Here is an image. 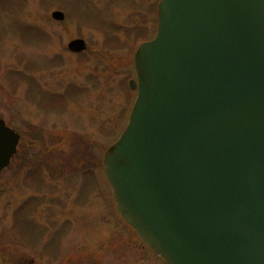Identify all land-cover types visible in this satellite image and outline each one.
<instances>
[{"label":"water","instance_id":"1","mask_svg":"<svg viewBox=\"0 0 264 264\" xmlns=\"http://www.w3.org/2000/svg\"><path fill=\"white\" fill-rule=\"evenodd\" d=\"M133 64L103 157L120 216L167 264H264V0H161ZM18 140L0 120V173Z\"/></svg>","mask_w":264,"mask_h":264},{"label":"rangeland","instance_id":"2","mask_svg":"<svg viewBox=\"0 0 264 264\" xmlns=\"http://www.w3.org/2000/svg\"><path fill=\"white\" fill-rule=\"evenodd\" d=\"M48 1L0 0V119L20 135L0 174V264H165L118 218L101 169L157 0ZM77 38L87 50L68 52Z\"/></svg>","mask_w":264,"mask_h":264},{"label":"flooded vegetation","instance_id":"3","mask_svg":"<svg viewBox=\"0 0 264 264\" xmlns=\"http://www.w3.org/2000/svg\"><path fill=\"white\" fill-rule=\"evenodd\" d=\"M158 2H159V0H157L156 3H154V11L153 12H151V11L148 12L147 11L148 12V15L151 16V17H153L154 24H153V27L151 29H147L146 31H156V28H157V13H156V9H157V3ZM80 4H81V6L82 5H85L86 6V4L83 3V2H81ZM64 12H63V14L66 15ZM141 14H142V16H141V18H142L144 14L143 13H141ZM142 19H146V18H142ZM142 22L144 23V20H142ZM142 22H140V23L143 24ZM137 29H138V31H143L145 28H144V26H139V27H137ZM137 29H135V31H137ZM136 243L140 245V247L144 250V252L148 255V257L151 260H152L153 256L156 257V258H158L152 252H150L143 244H141V242H139L138 239H136Z\"/></svg>","mask_w":264,"mask_h":264},{"label":"trees","instance_id":"4","mask_svg":"<svg viewBox=\"0 0 264 264\" xmlns=\"http://www.w3.org/2000/svg\"><path fill=\"white\" fill-rule=\"evenodd\" d=\"M48 3H49V4H56L57 6L60 5V3H59L58 1H57V3H56L55 0H52V2H49V1H48ZM66 10H67V9H65L64 11H66ZM76 14H77L78 16L82 17V18H85L87 21H91V20H92V18H91L92 16L89 15V14H87V13H86V15H83L82 12L78 11V12H76ZM66 19H67V17H66ZM38 143H40V142H38ZM33 165H34L33 168H34L36 171H37V169H36L37 167H39L38 171L41 170V168H43L42 165L39 166L38 164L35 165L34 163H33ZM37 165H38V166H37Z\"/></svg>","mask_w":264,"mask_h":264}]
</instances>
